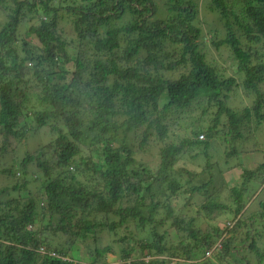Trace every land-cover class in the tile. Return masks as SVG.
<instances>
[{
    "label": "trees",
    "instance_id": "obj_1",
    "mask_svg": "<svg viewBox=\"0 0 264 264\" xmlns=\"http://www.w3.org/2000/svg\"><path fill=\"white\" fill-rule=\"evenodd\" d=\"M204 1L216 31L202 0H0V264H264V200L244 210L264 162L231 186L210 153L217 133L264 135V0ZM208 32L240 79L208 59ZM237 89L252 103L230 106ZM43 126L52 139L19 158ZM153 140L159 163L139 161Z\"/></svg>",
    "mask_w": 264,
    "mask_h": 264
},
{
    "label": "rangeland",
    "instance_id": "obj_2",
    "mask_svg": "<svg viewBox=\"0 0 264 264\" xmlns=\"http://www.w3.org/2000/svg\"><path fill=\"white\" fill-rule=\"evenodd\" d=\"M204 0H202V13L205 15L206 18V24L205 28L217 30L221 28L222 22L219 21L220 15L217 11L212 10L210 8L206 7V3ZM5 14L1 13L0 16H4ZM68 32L71 31V27L67 25ZM224 34L218 35V39L222 37ZM212 34L208 32L205 36L206 40V53L208 56V59L215 64L221 73H223L225 76H236L239 77V72L237 71V63L234 59L233 54L231 51H229L226 48H220L218 49L211 41ZM240 79V77H239ZM237 91H240L237 89ZM253 101L252 96H248L247 92L240 91L239 95L232 98L228 101V104L234 108H242L245 105L251 104ZM201 112V108H197L194 112L190 114V117H187V120H183V123L186 125L187 122L190 123L193 121V118L196 116L195 114H199ZM176 133L185 135V131L183 127L180 128H173ZM259 138H253L250 137L248 139H239L235 142H229L224 139V135L222 133H217L212 139L210 144V153L213 154V162L217 161L218 163L212 168V171L218 175V170L223 169L224 171V178L227 182H229V185H235L240 184L242 181V172L245 168L254 170L256 169L261 163L264 162V135L259 134ZM54 135L52 134V131L49 129V126H43L40 129H37L36 131H30L28 134V138L23 141V143L19 146L17 149V156L19 158H23L27 154V152H31L35 149H37L40 145L48 142L50 139H52ZM248 136V135H247ZM255 137V136H254ZM169 140V139H167ZM131 143L133 146L138 149L139 146V137H135L134 135L131 136ZM161 143L158 140H153L150 142L149 145L146 146L145 150H137V158L139 161L147 162L148 164L155 165L158 164L160 161V155H159V149H160ZM236 147L239 150V153H237L234 156H228L227 152ZM10 158V157H9ZM192 158L188 156L187 163L191 161ZM198 160H201V157L198 158ZM202 162V160H201ZM9 166V165H8ZM34 175V174H33ZM219 178V177H218ZM248 181L250 183V186H248L247 191H245L246 197L256 195L258 194L257 200L249 199L248 202L245 205V212L249 213L252 210H259V202L260 200H264V173L256 175L255 178L249 177ZM43 182V181H41ZM38 182H36L37 184ZM34 184V183H33ZM39 184V183H38ZM6 186V182L4 180L0 179V188ZM33 186H31L32 188ZM256 190V192H255ZM225 191V190H224ZM258 191V192H257ZM36 197L41 198L45 192L43 185L40 184V188L36 189ZM255 192V194H254ZM17 194V192L13 193ZM23 196H29V192L25 191L23 192ZM253 196V197H254ZM45 200V199H44ZM231 213V211H229ZM229 213L225 214H218L215 213L213 215V219L210 221L213 222V224L224 226L229 221H231V218L229 217ZM217 215V216H216ZM229 217V218H228ZM41 218V217H40ZM39 218V219H40ZM41 220V219H40ZM264 220V219H263ZM41 222H43L41 220ZM207 226L204 224V227ZM36 225L33 226L35 228ZM261 227V228H260ZM259 227L261 230V235L263 237L262 241H259L260 245L264 247V227L262 225ZM37 228V227H36ZM59 239V238H58ZM61 241H65V237H61ZM110 241L108 235H104L103 239L101 240V243L107 244ZM81 250L77 252V254H82L83 251L86 249L85 244L80 245ZM209 253H206V256H209ZM108 261L111 263L119 262V258L113 254H108ZM201 264V263H198Z\"/></svg>",
    "mask_w": 264,
    "mask_h": 264
},
{
    "label": "clouds",
    "instance_id": "obj_3",
    "mask_svg": "<svg viewBox=\"0 0 264 264\" xmlns=\"http://www.w3.org/2000/svg\"><path fill=\"white\" fill-rule=\"evenodd\" d=\"M234 224V221L231 219V221H229L228 223H227V225H233ZM225 226V225H224ZM221 247V244H220V242H218V243H216V245H215V247ZM53 253V252H52ZM56 253V252H55ZM207 253H209V254H211V251H208Z\"/></svg>",
    "mask_w": 264,
    "mask_h": 264
},
{
    "label": "built area",
    "instance_id": "obj_4",
    "mask_svg": "<svg viewBox=\"0 0 264 264\" xmlns=\"http://www.w3.org/2000/svg\"><path fill=\"white\" fill-rule=\"evenodd\" d=\"M52 254H55V252H53Z\"/></svg>",
    "mask_w": 264,
    "mask_h": 264
}]
</instances>
